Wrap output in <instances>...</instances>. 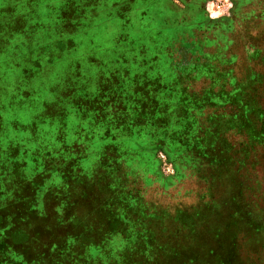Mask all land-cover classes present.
Listing matches in <instances>:
<instances>
[{"label":"rangeland","instance_id":"374dc122","mask_svg":"<svg viewBox=\"0 0 264 264\" xmlns=\"http://www.w3.org/2000/svg\"><path fill=\"white\" fill-rule=\"evenodd\" d=\"M39 1L46 0H33L31 4L35 6ZM214 1L223 6L232 21L233 34L226 37L214 27L199 28L196 37L187 41L183 28L172 29L163 44L154 46L159 52L157 58H153L154 50L146 51L159 38L157 12L149 8L144 14L136 9L144 4L125 5L122 0L80 2L76 7L80 13L75 12L77 23L86 30L78 35L68 33L76 43L69 52H77V64L66 57L53 60L45 83L31 81V86L54 89L65 83L57 81L59 76L77 65L82 75L78 91L62 94L52 90L49 98L60 125L66 126L59 157L72 161L78 152L85 151L87 156L79 166L96 171L99 164L93 155L103 149L106 155H112L117 150L122 163L116 170L124 166L127 169L125 173L117 172L115 182L124 184V189L132 182V195L116 189L118 196L125 195L123 200L104 206L102 198L114 188L96 191L101 202L96 208L113 210V218L87 222L88 227L104 223L101 234L88 236V242L82 239V243L80 237H70L60 230L52 231L51 236L1 237L0 264H264V0ZM60 7L55 3V9ZM84 10L86 16L81 14ZM75 19L58 22L71 25ZM39 20L49 26L44 11ZM145 21L150 25L146 26ZM58 31L53 25L32 35L35 45L20 42L8 49L12 58L0 78L18 73V65L28 66L31 57L35 56L34 64L44 63L43 50L36 48L42 41L39 37H54ZM177 35L181 46L198 48L200 59L209 56L207 61L211 59L213 65L187 66L185 50L172 44ZM30 46L38 54H29ZM63 46L56 42L52 50L59 53ZM179 52L183 60L178 57L174 61V54ZM145 59L149 75H155L158 68L164 81H177V86L183 84L184 77L180 73L175 78L174 71L187 67L192 75L184 81L197 90L198 96L190 100L180 93L177 108L165 114L166 119L174 115V123L165 147L157 142L151 150L157 165L153 176L144 173V165L152 158L144 153V140L107 145L112 136L118 135L115 132L143 136L144 112L140 108L148 105L156 93L141 90L143 76L132 77L128 71L108 79L107 74H122L124 67L138 66ZM96 74L100 78H95ZM159 102L169 103L165 99ZM130 110L139 111V117ZM29 113L10 106L3 120L27 119ZM132 122L138 124H128ZM155 130L162 132L163 127ZM96 173L99 184L113 186L109 178ZM145 174L152 183L149 186ZM51 218L60 220V216ZM21 223L23 231H27L25 225L27 232H33L32 227L39 222L28 217ZM15 247L20 251H13Z\"/></svg>","mask_w":264,"mask_h":264},{"label":"crops","instance_id":"0c3cea01","mask_svg":"<svg viewBox=\"0 0 264 264\" xmlns=\"http://www.w3.org/2000/svg\"><path fill=\"white\" fill-rule=\"evenodd\" d=\"M32 1L0 0V73L5 72L4 67L9 58H12L8 49H12L16 43L18 45L20 42L35 45L33 38H31L32 35L40 34L41 31L50 29L53 25L56 30H59L56 32L58 35L56 34L54 37L49 38L45 34L39 37V39L42 38V41L36 48L39 51L43 50L41 54L46 60L44 63L34 64V55L38 54L39 51L30 46L29 54H33L34 58H30L29 65H18V73H11L8 78H0V238H17L22 235L33 236L41 233L51 236V232H56L57 230L64 232L70 237H94L97 232L96 225L94 223L91 228L86 226L87 222L92 220L93 223L98 220H111L113 218L110 214L102 216L101 210L96 208L101 204L98 201L96 191L99 193L98 189L101 187H113V190L120 188L118 190H125L127 191H124L125 193L132 195L133 183L125 181L129 185H126L128 188L124 189V184H116V182L111 183L109 181L110 185L113 186H107L106 184H99L97 180L96 171L99 172L98 175L103 174L109 180L113 176L114 181L117 180L114 179V173L117 174L118 171L119 173L126 172L127 166L115 170L116 162L122 163L120 159L122 156L118 154L117 150L113 151L114 154L112 155H106V151H103L104 149L94 154V162L98 161L99 164V170L96 171H94V168L93 170H85L84 166H79L85 161L87 156L85 151H82V153L78 152L72 161L59 157L62 152L61 142L64 141L62 139H64L66 126L60 125V119L54 115V103L49 98L52 96V90L53 93L58 91L62 94L77 92L82 79L81 71L76 65L68 74H62L57 81H65L67 84L59 83L60 85L55 86L54 89L40 88L37 85L33 87L31 86V81H35L37 84H44V80L46 81L49 73L48 68L53 63V60H64L66 57L77 64L76 61L79 55L77 56V52L76 54L69 52V49H72L76 43L68 37V33L78 35L80 31L86 30L77 23L76 16L77 13H80L76 7L80 6L79 4L82 0H46L44 3L39 1L35 6L31 4ZM86 1L91 3L96 0ZM55 3H59L61 9H55ZM122 3H125V5L141 3L144 4V7L136 9L144 11V14L148 12L149 8L153 12L158 13L157 19L161 25L156 29L157 33H159V38L157 37L155 42H153L154 44L149 46L146 51H155L154 46L160 43L163 44L168 39V32L172 29L183 28L185 30L184 34L187 35V41H192L196 37V32L199 28L214 27L221 30L226 37L233 34L232 21L225 14L223 6L218 5L214 0H122ZM49 8L50 10H48ZM43 11L46 19L49 20V26L46 25L48 22L39 20ZM86 13V10L81 11L84 16H86ZM74 17L76 22H72L71 25L65 22H58V20L61 21L63 18L72 20ZM145 24L146 26L150 25L148 21H145ZM167 27L169 28L166 29ZM87 28L89 27L87 26ZM160 39L161 42H159ZM180 39V35H177L175 39H172V44L179 47V49L183 48L185 50V55L188 56L186 60L187 66L192 63L213 65L211 59L207 61L209 56H204L202 60L200 59L201 56L197 53L198 48L194 49L190 44L181 46ZM56 42H61L64 45L59 53L52 50ZM155 52H152V54H155L153 58H157L156 56L159 54L157 50ZM174 55L176 57L173 58L174 61L178 57L183 60L182 57L184 56H182L181 52ZM146 62L147 59L140 62L138 66L129 64V66L124 67L122 74L120 72L111 73L113 75L107 74L108 79L115 75H124L128 71H130L132 77L143 76L144 88L141 90L144 93H156V96L149 99L148 105L140 108L144 112V116H141L144 117V124L141 125L143 127L141 131H144L143 136H126L128 134L124 136V134L121 135L115 132L114 135H118L112 136L111 140L107 139V137H100V139L106 138L113 142L107 145H114L115 142L144 140V153H148L149 157H152L144 165V173L151 176L157 168L156 160L153 159L154 156L151 155V150L157 142L165 147L164 144L169 140L172 132L171 126L174 123V115L171 114L166 119L165 114L167 112L170 114L174 108H177L178 95L180 93L186 94L190 100H194L198 96H196L197 90L191 88L184 81V78H190L192 75L186 69L187 67L183 68V70L174 71L175 78H179L180 73L184 77L183 84L180 83L181 85L177 86V81H174V83L164 81L158 68H155V75H149L144 66ZM131 68H133L132 73ZM95 76V78H100L101 75L98 74L97 76L96 74ZM134 89L136 91V88ZM160 93H163V95L160 96ZM159 99H165L169 103H160ZM6 103L7 105H5ZM10 106L17 110H29L28 118H12L9 121H4L3 113L9 110ZM159 111L162 112L160 116L157 114ZM132 115L138 116L139 111H132ZM80 123L77 121V124ZM128 124L137 125L138 123L132 122ZM166 125L168 129L165 128ZM158 126L163 127L162 132L155 130ZM140 129V127L135 128V132ZM104 132L109 131L105 130ZM130 132H132V129ZM130 132L129 135L132 134ZM54 157L55 160L53 159ZM110 158L113 160H109ZM146 174L144 179L145 183H150L147 185L149 186L152 183L148 182L149 179L147 180L148 176ZM99 177L101 176L99 175ZM108 194V196L102 198L105 201L103 204H119L117 203V197L115 199L112 193ZM41 213L47 214L48 217L42 216ZM103 213H108V210H104ZM87 215H91V218ZM58 216H60L58 221L51 218ZM28 217L34 218L35 223L36 221L39 222L32 227L35 230L33 232H27L28 228L25 225L23 227L27 231L22 230L21 221L22 219L28 221ZM47 231L50 233L48 234ZM13 251L19 252V247L13 248Z\"/></svg>","mask_w":264,"mask_h":264},{"label":"trees","instance_id":"16d2710c","mask_svg":"<svg viewBox=\"0 0 264 264\" xmlns=\"http://www.w3.org/2000/svg\"><path fill=\"white\" fill-rule=\"evenodd\" d=\"M102 138H103V137H102ZM165 153L168 155V152H167V151H166ZM117 159H118V157H117ZM109 160H113V159L110 158ZM117 164H118V162H116L115 165H117ZM115 170H116V169H115ZM113 175H114V179H116V178H117V177H116V176H117L116 173H114ZM109 177H110V176H109ZM110 181H111V183H115V181L113 180V176H111ZM115 186H116V185H115ZM115 186H114V187H115ZM117 190H118V188H117ZM117 190H116V189H115V190H112V195H116V196H118V195H117ZM118 192H119V191H118ZM119 193H120V192H119ZM121 194H122V193H121ZM123 196H124L123 194H122V196L119 195V196L117 197V199H122V200H123ZM114 198L116 199V197H114ZM104 206H105V204H104ZM103 211H104V210L101 209V215H102V216H104V215L108 216L109 214L112 216V212H113V210L109 209V210H108V213H106V214H104ZM111 220H112V219H111ZM111 220H105V221H111ZM95 225H96V228H97V229H96L97 232L95 231V232H96V235H95V236H97V235H100V234H101V231H103V225H104V223H103V222H101V223L97 222V223H95ZM91 228H92V226H91ZM95 236H94V237H95ZM86 238H88V236H86V237H80L79 239L81 240L82 243H84ZM82 239L84 240V242H83ZM86 240H87V239H86ZM86 242H88V240H87ZM85 245H86V244H85Z\"/></svg>","mask_w":264,"mask_h":264}]
</instances>
